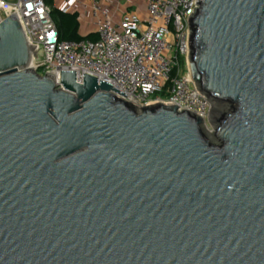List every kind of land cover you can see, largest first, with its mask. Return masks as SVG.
<instances>
[{
  "label": "water",
  "instance_id": "water-1",
  "mask_svg": "<svg viewBox=\"0 0 264 264\" xmlns=\"http://www.w3.org/2000/svg\"><path fill=\"white\" fill-rule=\"evenodd\" d=\"M196 2L207 119L41 76L42 45L0 23V264H264V0Z\"/></svg>",
  "mask_w": 264,
  "mask_h": 264
},
{
  "label": "built area",
  "instance_id": "built-area-1",
  "mask_svg": "<svg viewBox=\"0 0 264 264\" xmlns=\"http://www.w3.org/2000/svg\"><path fill=\"white\" fill-rule=\"evenodd\" d=\"M196 7V0H0V23L16 12L28 42L42 45L44 54L34 52L41 60L33 54L31 62L41 76L76 71L82 83L91 74L139 105L176 103L207 119L210 103L182 69L189 56L187 18ZM55 9L78 13L81 40L61 38Z\"/></svg>",
  "mask_w": 264,
  "mask_h": 264
},
{
  "label": "trees",
  "instance_id": "trees-1",
  "mask_svg": "<svg viewBox=\"0 0 264 264\" xmlns=\"http://www.w3.org/2000/svg\"><path fill=\"white\" fill-rule=\"evenodd\" d=\"M53 18L59 28L63 40L77 41L84 37L80 33L81 24L78 18V13L66 14L55 9L53 11ZM86 37L93 40L97 39V36L94 33H89ZM182 62L185 63L184 59H182Z\"/></svg>",
  "mask_w": 264,
  "mask_h": 264
},
{
  "label": "rangeland",
  "instance_id": "rangeland-1",
  "mask_svg": "<svg viewBox=\"0 0 264 264\" xmlns=\"http://www.w3.org/2000/svg\"><path fill=\"white\" fill-rule=\"evenodd\" d=\"M182 69H183L184 72L188 69L187 66L185 65V63H183V62H182ZM157 95L159 96V95H164V94L163 93H158ZM210 128H212V127L210 126Z\"/></svg>",
  "mask_w": 264,
  "mask_h": 264
},
{
  "label": "crops",
  "instance_id": "crops-1",
  "mask_svg": "<svg viewBox=\"0 0 264 264\" xmlns=\"http://www.w3.org/2000/svg\"><path fill=\"white\" fill-rule=\"evenodd\" d=\"M81 30V29H80ZM82 31V30H81ZM81 33V35H82V32H80ZM96 35V34H95ZM83 36V35H82ZM97 36V35H96Z\"/></svg>",
  "mask_w": 264,
  "mask_h": 264
}]
</instances>
